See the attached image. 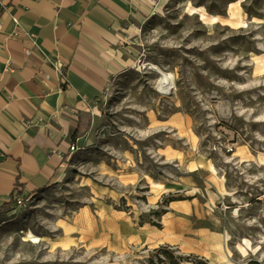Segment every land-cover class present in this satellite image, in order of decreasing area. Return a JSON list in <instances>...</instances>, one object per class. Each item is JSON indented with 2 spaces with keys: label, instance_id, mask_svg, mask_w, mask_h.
<instances>
[{
  "label": "rangeland",
  "instance_id": "rangeland-1",
  "mask_svg": "<svg viewBox=\"0 0 264 264\" xmlns=\"http://www.w3.org/2000/svg\"><path fill=\"white\" fill-rule=\"evenodd\" d=\"M133 34L63 177L0 215V264H264V0H167Z\"/></svg>",
  "mask_w": 264,
  "mask_h": 264
},
{
  "label": "crops",
  "instance_id": "crops-1",
  "mask_svg": "<svg viewBox=\"0 0 264 264\" xmlns=\"http://www.w3.org/2000/svg\"><path fill=\"white\" fill-rule=\"evenodd\" d=\"M160 3L0 0V209L17 188L32 195L60 181L79 120L80 130L95 120L109 79L132 64L134 27ZM13 18L23 33L17 38L8 37ZM51 54L63 62L62 76L46 60Z\"/></svg>",
  "mask_w": 264,
  "mask_h": 264
},
{
  "label": "built area",
  "instance_id": "built-area-1",
  "mask_svg": "<svg viewBox=\"0 0 264 264\" xmlns=\"http://www.w3.org/2000/svg\"><path fill=\"white\" fill-rule=\"evenodd\" d=\"M150 3H153L154 0H148ZM14 25H15V29L14 31L8 36L9 38H17L19 36H22L23 33L22 31L19 29V25H18V21L16 18L12 19ZM30 38H32L33 36L29 35ZM3 47V42L0 41V49ZM28 54V52H27ZM46 60L50 63V65L57 71L59 72V74L62 76V72L64 69V64L63 62L60 61L59 57L57 55L51 54L46 56ZM4 72H9L11 70V65L9 63H7L4 67ZM78 140V139H77ZM76 148V144L75 145H70L69 146V151L73 152ZM20 190L19 188H17V191ZM21 198L22 196H15L14 200L17 204H19L21 202Z\"/></svg>",
  "mask_w": 264,
  "mask_h": 264
},
{
  "label": "bare ground",
  "instance_id": "bare-ground-1",
  "mask_svg": "<svg viewBox=\"0 0 264 264\" xmlns=\"http://www.w3.org/2000/svg\"><path fill=\"white\" fill-rule=\"evenodd\" d=\"M167 2V0H161V3H160V8L165 4ZM141 68L142 67H146L145 66V64H143V65H141L140 66ZM149 67H150V69L151 70H158L159 71V69H157L155 66H153V65H150L149 64ZM171 78H172V74H170V73H163V72H161V76H160V78L158 79V81H157V84H156V87H157V89L158 90H160L161 92L162 91H164V92H167V91H169V90H171L172 89V84H171ZM165 84V85H164ZM94 113L97 115L98 114V110L97 109H95L94 110ZM160 122V121H159ZM166 122H168V120L167 121H164V122H162V123H166ZM161 123V122H160ZM236 156H239L238 155V153H236L235 154ZM150 185H151V187L152 188H154V187H156V186H159L158 184H156V183H154V182H150ZM24 240L26 241V242H29V243H34V244H37V243H39V242H41V238L40 237H37V236H34V235H32L31 233H29V234H27V236H26V239L24 238ZM55 246V245H54Z\"/></svg>",
  "mask_w": 264,
  "mask_h": 264
},
{
  "label": "trees",
  "instance_id": "trees-1",
  "mask_svg": "<svg viewBox=\"0 0 264 264\" xmlns=\"http://www.w3.org/2000/svg\"><path fill=\"white\" fill-rule=\"evenodd\" d=\"M90 124H91L90 120H88L87 123L85 124V129L80 130V120H79V125L76 128V130L74 131V133L72 134V145H75L77 137L83 136L89 130ZM19 195L24 196L20 191H15L14 194H11L9 202L7 204L3 205V207L0 209V215L4 212L5 207H8L13 203L15 196H19ZM170 257H172V256L170 255ZM171 264H179V263L173 261Z\"/></svg>",
  "mask_w": 264,
  "mask_h": 264
},
{
  "label": "water",
  "instance_id": "water-1",
  "mask_svg": "<svg viewBox=\"0 0 264 264\" xmlns=\"http://www.w3.org/2000/svg\"><path fill=\"white\" fill-rule=\"evenodd\" d=\"M159 76H161V73H158ZM165 85V84H164Z\"/></svg>",
  "mask_w": 264,
  "mask_h": 264
}]
</instances>
